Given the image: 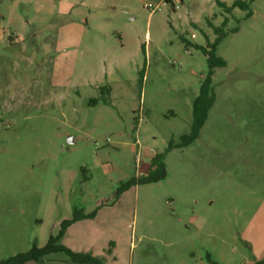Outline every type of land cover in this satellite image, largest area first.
<instances>
[{"label": "rangeland", "instance_id": "rangeland-1", "mask_svg": "<svg viewBox=\"0 0 264 264\" xmlns=\"http://www.w3.org/2000/svg\"><path fill=\"white\" fill-rule=\"evenodd\" d=\"M250 8L0 0V261L79 213L61 244L104 264L264 262V0ZM217 39L213 107L178 148ZM158 154L166 178L116 199ZM45 260L26 264H72Z\"/></svg>", "mask_w": 264, "mask_h": 264}, {"label": "trees", "instance_id": "trees-1", "mask_svg": "<svg viewBox=\"0 0 264 264\" xmlns=\"http://www.w3.org/2000/svg\"><path fill=\"white\" fill-rule=\"evenodd\" d=\"M214 1L219 7L223 8L226 13H231L234 9H239L245 12L246 18H248L252 15L250 6L255 0H236L230 7H227L226 4H224L220 0ZM226 23L227 20L224 21V25H226ZM215 31L219 33L220 29H216ZM236 31L237 30H235L234 32ZM220 40L221 39H217L216 42L211 45L210 50H208L209 46L206 48H200V50L207 58L208 73L201 84L199 94L193 104L192 121L189 134L181 138V142L178 148L189 146L199 137L200 131L207 121L209 111L213 107L214 94L211 86L212 76L214 75L216 69L224 68L226 66L225 61L217 57L215 53V47L220 42ZM173 147V145H170L167 151L172 150ZM164 161L165 154H158L153 156L150 159L148 170L144 175L133 177L119 184V187L115 193V198L118 199L123 193H125L132 187L163 181L166 178V167ZM91 217H93L92 214H74V216L70 220H66L61 223L59 234L55 237L50 236L45 247L39 248L34 245L29 252L25 254H19L4 261H0V264H26L28 262L43 263L46 261V257L58 253H63L64 255H66V257L72 264H104L103 260L98 257L92 256L88 253H74L61 244V240L66 230L71 225L89 219ZM257 264H264V262Z\"/></svg>", "mask_w": 264, "mask_h": 264}, {"label": "built area", "instance_id": "built-area-1", "mask_svg": "<svg viewBox=\"0 0 264 264\" xmlns=\"http://www.w3.org/2000/svg\"><path fill=\"white\" fill-rule=\"evenodd\" d=\"M145 8L149 10V9L152 8V6H151V5H146ZM151 12H154V10L152 9ZM139 162H140V160H139ZM139 162H138V163H139Z\"/></svg>", "mask_w": 264, "mask_h": 264}, {"label": "crops", "instance_id": "crops-1", "mask_svg": "<svg viewBox=\"0 0 264 264\" xmlns=\"http://www.w3.org/2000/svg\"><path fill=\"white\" fill-rule=\"evenodd\" d=\"M152 157H150V159H151ZM150 159H149V161H150Z\"/></svg>", "mask_w": 264, "mask_h": 264}]
</instances>
